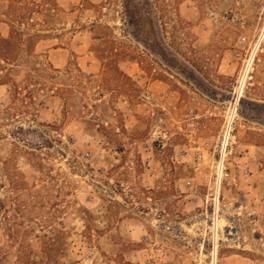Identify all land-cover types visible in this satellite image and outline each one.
I'll list each match as a JSON object with an SVG mask.
<instances>
[{
    "label": "rangeland",
    "instance_id": "1",
    "mask_svg": "<svg viewBox=\"0 0 264 264\" xmlns=\"http://www.w3.org/2000/svg\"><path fill=\"white\" fill-rule=\"evenodd\" d=\"M0 264H264V0H0Z\"/></svg>",
    "mask_w": 264,
    "mask_h": 264
},
{
    "label": "trees",
    "instance_id": "2",
    "mask_svg": "<svg viewBox=\"0 0 264 264\" xmlns=\"http://www.w3.org/2000/svg\"><path fill=\"white\" fill-rule=\"evenodd\" d=\"M139 6V5H138ZM138 6H136V5H133V8H130L129 6H125L126 7V10H127V13H133V15L134 16H136L135 18V24L137 25V28L139 27H141L142 26V20L140 19L141 18V15H140V9H139V7ZM142 30L141 29H139V32H141ZM140 34H142V33H140ZM136 36V35H135Z\"/></svg>",
    "mask_w": 264,
    "mask_h": 264
},
{
    "label": "bare ground",
    "instance_id": "3",
    "mask_svg": "<svg viewBox=\"0 0 264 264\" xmlns=\"http://www.w3.org/2000/svg\"><path fill=\"white\" fill-rule=\"evenodd\" d=\"M248 69V68H247ZM245 80V79H244Z\"/></svg>",
    "mask_w": 264,
    "mask_h": 264
}]
</instances>
